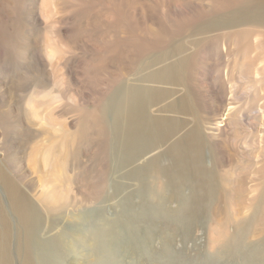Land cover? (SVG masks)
Returning a JSON list of instances; mask_svg holds the SVG:
<instances>
[{"label":"rangeland","instance_id":"obj_1","mask_svg":"<svg viewBox=\"0 0 264 264\" xmlns=\"http://www.w3.org/2000/svg\"><path fill=\"white\" fill-rule=\"evenodd\" d=\"M41 1L26 0L27 3H41ZM49 1L53 9V18L49 27H39L30 22L28 17L24 18L23 24H20L25 27V33L23 32L22 36L46 37L59 42L64 49L60 66H63V70L66 68V71H64L60 86L61 90L59 88L56 93L60 95V102L66 103L59 107L58 112L53 109V117L57 119V125L58 123L69 124L68 142L63 148L59 147L58 152L54 150L57 155H65L63 159L65 176L62 189L66 197L56 209L52 210L53 212L40 211L42 229L35 232L32 237H23V233L12 221L8 211H4L8 222H2L4 217L0 213V246L10 251L13 263H22V258L18 257V254L23 249L34 248L55 253L56 256L51 262L54 264H264V80L261 74L264 70V53L253 49L249 53L251 56L249 64L238 62L237 65H235V58L239 52L233 51L229 54L230 50L236 47L234 41L237 39L231 34L234 30L241 32V37L246 35L245 40L259 47L257 40L260 39V31H264V23L248 22L240 26L231 23L230 20L227 25L221 23L238 11L253 13L250 10L264 9V0H256L247 5L241 4L243 2L240 0H199L200 2L198 0H175L181 7L185 6L184 11H189L190 16L196 17L197 14L200 19L188 24L189 26L182 24L184 22L176 13L175 5L172 6L174 9L167 11L170 16L172 15L171 18L169 14L154 13L157 17H165L164 21L167 25H172L177 21L181 29L174 36L170 35L167 44L163 43L159 48L143 50L141 56L132 61L128 71L124 66L120 69V72H125V74L122 78L119 77L117 82L123 83L127 80V83L131 84L139 77L158 69L162 65L159 61L161 55L169 49L180 47L175 52V58L196 50L195 55L197 56L191 59L190 82L187 86L192 102L195 103L194 106L199 107L198 110L201 108V112H205L202 113L200 122L207 139L204 143L206 145L212 143V148L207 145L210 148H207L205 164L212 166L215 163V167L217 166L221 192L219 198L206 213L197 218L190 215L186 217L181 213V210L186 209L184 208L186 203L182 202V199L190 194L191 188L189 184H183L181 175L178 177L174 173V176L169 178L170 181L166 176L150 177L148 186L163 197L164 211L167 216L162 218L156 213L158 214L156 219L159 220H156L157 224L139 220L136 222V228L123 220L121 226L125 228L128 235L118 237L120 247L112 252L108 251V239L103 232V226L101 223L98 224L96 219L102 212L108 221L113 220V216L117 213L116 204L127 192L135 190V183H130L121 193H118V185L123 179L117 177L113 168L116 157L107 118L103 115V109L111 103V97L118 83L114 81L112 75L110 76L115 73L111 71V63L99 67L97 69L99 72L93 71V64H97L98 62L95 61L98 59L93 57L95 51L90 44L93 43L92 41L98 44L100 38H96L101 34L108 38L114 35L115 31L126 30V33L131 34V32H137L138 29L149 26L150 17L146 16L145 24H141L144 20L139 15L143 12L146 15L152 14L158 5L154 0ZM209 1L222 5L221 10L225 13L219 14L217 10L207 11L205 4ZM114 9L115 12L120 9L122 13L124 12L120 20L113 24L116 29L105 21L106 17L104 18ZM206 11L207 13H203ZM176 16L177 19H172ZM65 21L66 23L63 24ZM33 26L34 29H32ZM248 30L251 35L249 40L246 33ZM94 32L95 34L92 35ZM77 38L79 43L75 41ZM85 39H87L86 42H83ZM118 40L114 39V42L117 43ZM80 41H82L81 44ZM136 41L137 36H125L121 48H132L134 44L137 45L136 47L145 46L142 40L137 43ZM181 50L184 52H180ZM258 53L259 56H257ZM6 60L9 61L5 53H1L0 79L5 78L4 63ZM215 63L221 70V75L214 72ZM78 66L81 68L79 69ZM77 70L81 75L77 73V76L75 73ZM54 84L52 83L51 88ZM62 88L67 95L63 94ZM32 90L34 88L26 93L28 96L23 98L24 102L18 100L16 103L19 105L21 102L22 106L29 105L28 102L33 97L35 98ZM35 90L49 92L50 89L38 84ZM60 91H63L62 94ZM248 91L251 93L250 98L246 97ZM255 93L259 95L256 96ZM73 98H76L75 101ZM157 108L154 107L153 111L159 113ZM43 110L48 116V109ZM231 113H235L231 121L234 125L230 127L234 130L232 137L237 144V149L235 151L226 149L222 153L221 142L226 140V136H219L220 131L216 130V125L222 119L227 120V114ZM166 115L173 116L174 113H166ZM12 116L13 113H11V118ZM3 121L4 119H0V127L4 125L6 130L1 127L4 130L3 135H0V155H7L6 157L10 159L22 157L25 160L32 153L33 147L31 146L37 142H44L43 138L48 135L51 137L48 133L45 137V133H35L41 127L40 124L35 126L34 133H32L25 127L15 124L16 122L11 125L13 127L10 129V126ZM17 125L19 129L15 128ZM227 128L228 126L223 127L224 130ZM12 129L14 132L11 131ZM4 133L9 137L6 140ZM25 151H28L27 154ZM230 154L233 157L229 159L231 164L227 163ZM248 165H250L249 168H247ZM19 176L21 180L28 183L30 175L26 170L23 171V176L20 173ZM32 193L35 198L40 196L37 188ZM134 194L138 197H134L135 204L132 211L141 213L143 207L138 208L141 195ZM0 195L1 199L6 201V195L1 190ZM192 198L188 197L189 200ZM45 207L49 209L48 206ZM56 211L58 212L55 213ZM130 233L135 234L133 236L135 239ZM74 260L76 263H73Z\"/></svg>","mask_w":264,"mask_h":264},{"label":"bare ground","instance_id":"obj_2","mask_svg":"<svg viewBox=\"0 0 264 264\" xmlns=\"http://www.w3.org/2000/svg\"><path fill=\"white\" fill-rule=\"evenodd\" d=\"M64 1L72 2L71 0ZM154 1L158 7L156 6L157 8L152 14L146 15V13L143 12L139 15L143 20L150 17L149 26L140 28L137 32H131V34L126 33V30L120 32L115 31L114 35L108 38L104 34H101V36L98 35L99 37L96 38H100L98 44L92 41L93 43H91L90 46H92L95 51L93 57H97L98 59L95 61L98 63H95V65L93 64V71L96 70L95 72H99L97 71L99 67L111 63V71L115 73L110 74V76L112 75L115 79L114 81L118 83L119 77L122 78L125 74V72H120V69L124 66L126 71H128L132 61L138 59L143 50L159 48L163 43L167 44L170 35L173 34L172 36H174L176 32L181 29L180 25L177 21L172 25H167L164 21L165 17H157L154 15L156 12H161L165 15L169 14L170 16V13H167V11H170V9L173 8L172 6L175 5V8H177L176 13H178V16L180 15L179 18L181 17L184 22L182 24L188 25L200 19L197 14L196 17H193L190 16L191 14L189 15V11L185 12L183 8L185 6L181 7V5L178 4L179 0ZM240 1L243 2H240L241 4L247 5L256 0ZM186 7L188 8V5ZM205 7L208 8L207 11L209 12L217 10L219 14L225 13L224 10H221V8H223L222 5H216L211 1L207 2ZM207 11L203 13H207ZM250 11L253 13L235 12L227 19L221 21V23L227 25L229 20L231 23L238 26L248 22L264 23L263 8H256ZM123 13L121 9L116 12L114 9L108 15L104 16V18L106 17L105 21L116 29V26L113 24L120 20ZM212 14H214V12ZM26 17L29 18L30 22L39 25V27H49L53 18V9L50 1L42 0L41 3H27L26 0H0V54L4 52L6 58L9 60H6V63H4L6 66L4 68V72L6 73L5 78L0 79V119H4L3 122L9 125L10 129L13 127L11 125L16 122L15 124L25 127L27 130L32 131V133H34L35 126L40 124L41 127L38 128L35 133H45L44 137L47 135L46 133H48L51 137L48 135L46 138H43L44 142H37V144L31 146L33 147V150H31L32 153L26 157L25 160L22 157L10 159L6 157L7 155H0V190L6 195V201L2 200L0 195V213L4 217L2 222H8L4 212L8 211L12 217V221L16 223L20 232L23 233V237H32L35 232L42 229L40 211L48 210L53 212L52 210L56 209L66 197L62 189L65 176L63 168V159L65 155H57L56 152H58L59 147L63 148L68 142L67 132L69 124L58 123L59 125H57V119L53 117V109L58 112L59 107L66 103L63 100L64 103L60 102V95L56 93L59 88L61 90L60 86L64 78V71H66L65 67V70H63V66H60L64 56V49L59 42L46 37L35 38L25 37L24 35L23 37L22 33H25V27L21 26L20 23L23 24L24 18L26 19ZM172 19H177V16ZM146 20L141 21V24H145ZM65 23L66 21L63 24ZM93 26L95 27L96 25ZM32 29H34V26ZM64 33L61 34L63 35ZM246 33L248 34L249 40L251 37L250 31L248 30ZM66 34L68 35V33ZM94 34L95 32L92 35ZM121 34H123V36H121ZM231 34L237 40L234 41L236 46L235 49H231L229 54L233 51L239 52L235 58V65H237L238 62L244 64L248 62L249 64L251 61L249 53L253 49H258L260 52L264 53V31H260L259 33L260 39L257 40L259 47L255 46L251 41L245 40L244 38L247 37L246 35L241 37V32L237 30H234ZM84 35L86 36L85 33ZM89 35H91V33ZM125 36H137V41L142 40L145 46L136 47L137 45L134 44L135 46L132 48H121L123 44L122 40ZM71 39L73 40V38ZM114 39L119 40L115 43ZM86 40L87 39L83 42H86ZM75 41L78 42L79 39L77 38ZM81 43L82 41H80V44ZM81 47L83 48V46ZM87 47L89 48V46ZM88 48L87 50L90 49ZM179 49L180 47H177L163 53L159 59L162 65L158 69L152 70L139 77L133 83L128 84L127 80L123 83H118L111 97V103L103 109V115L107 118L111 132V143L114 147L113 152L116 157L113 168L117 177L123 179L118 185V193H121L130 183H135V190L127 192L116 204L117 213L113 216V220L108 221V218H106L105 214L103 215L102 212L99 213L100 217L98 216L96 219L98 224H102L103 232L108 239V251H117L118 247H120L118 237L122 238L128 235L125 228L121 226L123 220H126L128 224L134 225L135 227L136 222L139 220L146 223L149 221L157 224L156 220H158V218L156 219V217H158V214L159 216L161 215L162 218L167 216L164 211L163 197L151 190L148 186L150 177L166 176L170 181L169 178L174 176V173H176L178 177L181 175L183 184L187 183L191 188L190 194L182 199V202L186 203L184 207L186 209L182 208L183 210H181V213L186 217L190 215L193 218H197L201 216V214L206 213L220 196L221 189L217 177L219 170H217V166L215 167V163L212 166H207V164H205L207 148H210L207 147L208 144L206 145L204 143L207 139L200 123L202 115L205 112H201V108L198 110L199 107L197 108L194 106L195 103L193 104L192 102L187 86L190 82L189 71L191 68V59L197 56L195 55L197 52L196 50H192L190 54L179 55L175 58V52ZM180 52H184V50ZM259 55L258 53L257 56ZM84 61L85 60H83V62ZM214 67L216 68L214 72H218L219 75H221L222 72L218 69L216 63ZM80 68L81 67H79V69ZM75 73L77 74L78 70ZM78 74L81 75L80 73ZM261 74L264 80V70ZM202 79H204V77ZM220 79L224 82L222 77H220ZM220 79L219 81H221ZM77 81L79 82L80 80ZM89 81H91V79ZM52 83H55L53 88H51ZM38 84H42L44 87H47V89H50L49 92H46V90H35ZM90 85L92 84L90 83ZM33 88L34 90L32 91L35 94V98L33 97L31 101L28 102L29 105L22 106L23 103L21 105V102H19V105L22 107L19 106L16 101H23V98L28 96L26 93ZM62 90H64V88H62ZM179 91L180 94H178ZM60 92L62 94L63 91ZM64 93L65 90L63 94ZM176 94L178 95L175 96ZM255 95L258 96L259 93H255ZM246 97H251L250 91L246 92ZM73 99L75 101L76 98ZM154 107H158L157 110L159 113L153 111ZM44 108L48 109V116L44 114ZM11 113H13L12 118ZM166 113H174V115L169 116L166 115ZM234 115L235 113H231L230 115L227 114V120L222 119V121L216 125V130L220 131L219 136H226V140L221 142L223 145L221 147L222 153L226 149H231L233 151L237 149V144L233 141L232 137L234 130L230 127V125H234V123L231 122ZM19 125L15 128L19 129ZM3 126L4 125H1L2 128H5ZM225 126H228L227 130L223 129ZM1 127L0 135H3L4 129L2 130ZM11 131L14 132L13 129ZM4 135L5 140L9 138L5 133ZM226 142L229 143L225 144ZM25 145L22 147L24 148ZM208 146L212 148V143ZM55 149L56 152L54 151ZM26 152L28 151H25V153ZM211 154L212 153H210V155ZM231 158L233 159L232 154L227 158V163L231 164V160H229ZM249 167L250 165L247 166V168ZM174 168L175 170H173ZM24 170L30 175L28 183L21 180L19 176V173L23 176ZM35 188H37L40 193V196L37 198H35V195L32 193ZM134 193L141 195V199L138 201V208H140V206L143 207V212H141L143 215H141L140 212L135 213L132 211V207L135 204V202H133L134 197H138V195ZM188 197L193 198L189 200ZM45 206H48L50 210ZM57 212L58 211L55 213ZM161 217L159 218L162 219ZM131 235L132 237L135 236V234ZM133 238L135 239V237ZM55 256L53 252L39 251L34 248H25L18 254V257L22 258L21 264H49ZM39 259H41V261H39ZM73 263H76V260H74ZM0 264H14L10 251L1 246Z\"/></svg>","mask_w":264,"mask_h":264}]
</instances>
